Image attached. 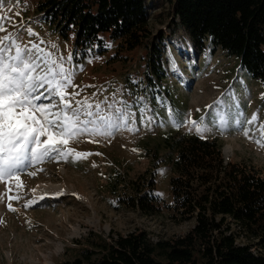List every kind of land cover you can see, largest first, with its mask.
Returning <instances> with one entry per match:
<instances>
[{"label": "rangeland", "instance_id": "1", "mask_svg": "<svg viewBox=\"0 0 264 264\" xmlns=\"http://www.w3.org/2000/svg\"><path fill=\"white\" fill-rule=\"evenodd\" d=\"M36 2L19 0L17 4V0H4L0 13H7L19 26L17 29L5 22L8 31L18 30L22 38L18 42L22 44L43 42L40 46L47 50L57 51L51 48L55 44L64 56L71 52L72 64L77 66L74 83L78 87L69 91H79L77 99L88 97L93 103L101 102L105 97L111 102L114 94L116 99L126 100L136 112L135 123L130 126L138 131L125 128L115 131L111 137H81L79 141L70 142L68 147L91 153L86 159L70 156L67 161L48 160L22 172L20 179L25 185L21 193L23 199L0 201V264H63L77 258L80 251L87 247V238L95 236L107 239L112 235L143 231L153 242L184 236L193 228V222L176 224L166 211L145 217L140 212L116 209L115 198L108 190V179L114 170L135 178L151 168V159L146 151L156 149L168 134L217 138L223 143L226 162L246 164L258 169L264 176V147L256 143L255 138H249L258 137L255 128L264 123V84L250 79L236 58L219 48L213 49L210 43L205 52L192 49L191 39L184 30L173 25L171 19L174 15L168 17L167 3L164 8L151 12L149 27L152 36L147 42L152 43L160 31L166 34L168 50L165 68L168 79L165 85L176 98L174 110L166 96L160 100L163 104L156 107L152 93H140L142 87L139 82L145 70L143 59L146 52L143 49L128 54L121 61L111 58L115 52L112 49L103 55L81 54L74 50L73 37L66 41L48 24L40 21V15L35 13ZM9 8L11 11H8ZM16 12L20 15L17 16ZM27 28H31L36 35H28ZM79 66L83 67V71H79ZM146 87L145 82L143 88ZM138 97H144V102H137ZM218 100H223V105L208 107L215 106ZM145 102L149 109L147 115L155 117L151 124L147 120L142 121L140 109ZM169 108L181 114L190 112L194 120L203 116L210 131L200 135L195 130L189 131L188 126L175 127L169 119ZM217 111L227 114L226 130L219 125ZM254 114L260 117L257 125L243 123ZM238 118L241 120L240 127L235 124ZM244 128L253 131L245 136ZM93 139L96 142H90ZM38 168L44 171L37 172L35 177L27 174ZM171 176L169 165H163L157 171V193L167 202L171 201ZM5 187L4 183H0V193L5 191ZM12 187L9 196L16 194L14 184ZM57 193L63 194L57 196ZM28 200L36 202L31 207H25ZM9 202L18 210L10 211L7 207Z\"/></svg>", "mask_w": 264, "mask_h": 264}, {"label": "trees", "instance_id": "2", "mask_svg": "<svg viewBox=\"0 0 264 264\" xmlns=\"http://www.w3.org/2000/svg\"><path fill=\"white\" fill-rule=\"evenodd\" d=\"M165 3L168 17L174 15L173 25L184 30L192 49L205 52L210 43L236 58L250 79L264 84V0H37L35 13L60 38L73 37L74 50L81 54L103 55L112 49L111 58L121 61L143 49L140 93H152L156 107L166 96L174 110L176 98L165 85L166 34L160 31L147 42L151 12ZM146 153L151 168L144 173L129 178L114 170L109 176L114 207L145 217L166 211L176 224L193 222V228L158 242L143 231L87 238L79 256L63 264H264L261 171L226 162L217 138L168 134ZM163 165L172 171L170 202L157 193V171Z\"/></svg>", "mask_w": 264, "mask_h": 264}, {"label": "snow or ice", "instance_id": "3", "mask_svg": "<svg viewBox=\"0 0 264 264\" xmlns=\"http://www.w3.org/2000/svg\"><path fill=\"white\" fill-rule=\"evenodd\" d=\"M3 6L4 0H0V8ZM16 15L20 13L16 12ZM5 22L19 28L7 13H0V33H3L0 35V183L6 186L5 191L0 193V201H18L23 199L21 193L25 187L20 177L28 168L48 160L67 161L70 156L86 159L91 155L68 147L70 142L79 141L84 136L111 137L115 131L125 128L128 131L138 129L130 126L135 123L136 112L132 111L133 105L126 100H118L114 94L111 102L105 97L103 101L93 103L88 97L77 99L79 91H69L78 87L74 83L77 66L72 64L71 52L64 56L55 44L51 48L57 51L47 50L40 46L43 42L29 41L28 44H22L18 42L22 39L19 31L9 32ZM26 31L30 36L36 35L31 28ZM79 71H83L82 66H79ZM137 102H144V97H138ZM223 103V100H218L215 106L208 107L218 108ZM148 111L145 102V106L140 109L142 121L147 120L151 124L155 117L147 115ZM168 114L175 127L188 126L189 131L195 130L200 135L210 131L203 116L194 120L190 112L181 114L173 112L171 108ZM216 115L221 129L226 130L227 114L217 111ZM258 121L259 115L254 114L243 123L257 125ZM235 124L240 127L241 120L236 119ZM252 131L251 128L243 129L245 136H249ZM255 132L259 136L249 138H255L256 143L264 147V123H259ZM90 142L96 141L93 139ZM42 171L43 168H38L27 174L35 177L37 172ZM13 184L16 194L9 196ZM35 202L28 200L25 207H31ZM7 207L10 211L18 210L10 202Z\"/></svg>", "mask_w": 264, "mask_h": 264}]
</instances>
